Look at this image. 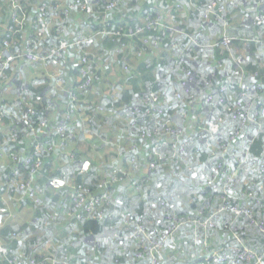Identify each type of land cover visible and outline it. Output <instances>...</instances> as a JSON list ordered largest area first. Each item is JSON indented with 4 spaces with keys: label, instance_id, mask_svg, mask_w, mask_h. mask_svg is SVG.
<instances>
[{
    "label": "trees",
    "instance_id": "trees-1",
    "mask_svg": "<svg viewBox=\"0 0 264 264\" xmlns=\"http://www.w3.org/2000/svg\"><path fill=\"white\" fill-rule=\"evenodd\" d=\"M80 1L85 8L75 5L68 16H61L38 47L51 52L54 47L101 32L89 39L85 52L98 77L92 79L91 88L85 92L77 90L78 67L84 54L76 48L62 51L49 60L47 66L39 62L13 61L6 70L5 86L9 91L0 90V109L19 101L34 110L30 116L33 124L43 118L49 122L35 134H29L24 124L10 117L0 123V148L6 149V156L2 158L6 167L4 170L0 167V264H15L12 254L19 255L23 262L41 264H148L151 257L139 246L138 235L143 233L158 240L170 229L167 217L175 224L181 218L188 223L168 235L162 250L153 252L159 264H229L219 262L212 252L225 254L223 248L239 245L233 237L234 230L224 228V224L230 222L244 248L256 255L264 253V234L243 214L237 216L229 210L222 211L212 219V228L192 224L211 218L221 207L223 186L229 188L225 197L229 207L240 205L253 217L264 221V172H260V166L264 165V47L258 43L264 41V15L255 7L259 0L246 3L221 0L219 5L223 10L217 17L208 14V18H205L207 6L218 0ZM19 2L27 7L31 16L24 24L26 34L30 35L35 29L31 20L39 18L36 10L41 0ZM237 4L244 26L232 33L229 11ZM89 6L93 8L94 21L89 14L84 15ZM0 9L5 16L9 6L0 5ZM186 9L189 12L182 20ZM256 17L260 18V23L256 24ZM79 21L92 25L85 30ZM203 30L210 37H217L216 40L206 41L200 36ZM224 33L235 38L231 44L232 55L219 45ZM187 36L194 38L198 45L191 43ZM16 39L22 48L24 34L19 33ZM186 45L190 51L184 50ZM236 47H243L248 61L233 56ZM62 66L68 92L52 88L47 76ZM115 67L121 75L110 76L106 69ZM241 70L246 78L258 74L261 92L248 98L240 96L242 91L237 84L242 79ZM186 73L192 78L191 83L187 82V89L191 93L194 89L193 98L200 102L197 105L178 84V76ZM224 83H228L230 89L219 96L218 88ZM107 88L111 91L104 94ZM175 91H180V100L175 99ZM150 92L158 98L157 111L143 116L149 107L144 104L143 96ZM211 92L216 100L204 104L203 99ZM49 105L54 108L46 110ZM134 108H138L139 113L132 114ZM244 110L258 113L257 124L240 125L242 117L236 115ZM10 111L13 117H21L20 109ZM198 114L204 119L194 121ZM218 118L224 120L214 139L219 143L213 142L211 148L216 154L208 157L204 140L209 135L203 130L198 132V124L205 128ZM132 120L135 126L130 124ZM164 122L184 134L183 161L175 164L171 160L156 161L157 168L150 170L145 164L147 150L141 145L144 141L137 126L151 132ZM62 123L67 125L65 130L72 137L59 148L57 130ZM236 128L238 132L230 141ZM12 129L16 131L15 136ZM199 134L203 139L199 140ZM90 143L97 148L87 146ZM42 144L56 148L51 152H38L43 161L40 170L32 176L36 203L19 189V184L30 175L25 159ZM221 145L226 153L218 150ZM110 147L114 161L109 163L107 155L99 157V154L111 150ZM138 147L141 148L137 150ZM160 153L167 158L172 150L162 148ZM12 155L18 157V162L9 160ZM135 156L143 161L136 172L130 166ZM122 158H126V165L120 163ZM86 160L90 162V169L81 173V165ZM220 163L222 168L215 179L217 186L213 188V174ZM114 167L131 173L121 182H113ZM14 171H18V175L13 177ZM53 178L64 179L69 188L51 189L48 182ZM228 179L232 180L228 182ZM103 181L110 183L105 186ZM131 181L138 182V191L132 190ZM70 186L85 187L93 196L105 195L106 203L89 216L76 219ZM246 193L257 196L247 197ZM15 197L20 208L13 206L16 209L12 210L7 202ZM24 209L30 214V220L20 225L14 223L19 211ZM127 221L140 226V232L135 230L137 226L127 230ZM43 249L46 252L41 254ZM138 254L143 258L137 257Z\"/></svg>",
    "mask_w": 264,
    "mask_h": 264
},
{
    "label": "built area",
    "instance_id": "built-area-1",
    "mask_svg": "<svg viewBox=\"0 0 264 264\" xmlns=\"http://www.w3.org/2000/svg\"><path fill=\"white\" fill-rule=\"evenodd\" d=\"M6 4L9 6V11L7 15H3V12L0 9V90L4 93H8L9 89L7 86H5V81L7 79L6 70L9 68L10 63L13 61L18 62H39L43 66H47L49 60L55 59L56 56L60 55V53L64 50H67L68 48H76L80 54H84L83 58L81 59V64H79L78 67V79H77V90L85 92L91 86H93L94 82L92 83V79L98 78L94 75L92 66L89 62V59L86 57V48L88 45V41L90 38H93L94 36L99 35L101 32H94L91 36L87 37L84 36L80 40H76L72 43L64 44L59 47H54V49L51 52H47L44 50H41L38 47V44L44 40L47 32H49V29L51 26L55 24V22H59L61 19V16H68L71 11H73L75 5H81L82 8H85L83 4H81L80 0H41V3L37 6V16L39 18L37 20H31L32 23L35 26V29L32 31L30 35L26 34V30L24 28V24L27 23L28 20L31 19V16L29 12L27 11V7L24 4H21L19 0H5ZM29 1V0H28ZM188 2H191L192 0H186ZM219 2L221 3V0H218V3L213 1L210 5L207 6L206 9V17L208 18V14H213L215 17L218 16V12H221L223 10V6L219 5ZM217 3V4H216ZM264 4V0H259L258 6ZM215 6H218L215 8ZM257 23H260V18L256 17L254 19ZM171 27H169L170 29ZM168 29V30H169ZM171 33H173V30H170ZM22 33L24 34L25 43H23V47L19 48L16 36ZM189 41L193 43L194 45L197 44V41L187 36ZM235 40L234 37H229L226 33H224L220 39L219 45L222 49L228 50L229 54L232 55L231 51V44ZM247 42V41H245ZM262 47H264V41L258 42ZM198 45V44H197ZM245 46H248V43H245ZM178 48V47H177ZM179 49V48H178ZM185 51H190L191 48L189 46L184 47ZM183 53V51H182ZM242 79L238 81L237 87L240 88L242 92H240V96L242 98L247 97L253 93L261 92V84L258 83L257 78L259 77L257 73H253L252 75H248V77L245 76L244 70H241ZM47 76L50 79V84L52 88H56L59 90L66 91L67 86V76L65 75L63 66L59 67L57 69V72L54 73H48ZM248 80V81H247ZM263 80V79H262ZM247 81V82H246ZM192 82L191 75L189 73H186L184 76H178V84L181 87L182 90H184L185 94H187L192 100L193 104L197 105L199 100L194 99V93L192 89V93L188 88V83ZM244 82L247 83L245 87L242 85ZM251 82V83H249ZM249 83V84H248ZM195 85V84H194ZM196 86V85H195ZM230 85L228 83L222 84L218 88V95L221 96L222 93L226 92ZM175 99L180 100V91H175L174 94ZM216 100L213 92L206 95L205 99H203L204 104L210 103L213 100ZM143 101L145 105H149V107L143 112V116H147L150 113V111L154 110L157 111V96L153 93H147L143 96ZM261 103V102H259ZM252 103H249V106ZM238 106V103L236 104ZM49 108L53 109L54 106L49 105L46 107V110ZM13 109H20L21 117H13L10 110ZM138 108H134L132 110V114L139 113ZM34 114V110H31V108H27L23 106V103L21 102H14L9 105V108H1L0 109V123L3 122V119L5 117H10L15 121L16 123L24 124L27 127L29 134H35L39 130H43L49 120L47 118H43L38 120L36 123L33 124L31 115ZM236 116H241V123L240 125H246L247 123H256L257 124V116L258 113L254 112L251 113L247 110L239 112ZM185 117V116H184ZM234 118V116H233ZM133 121V120H132ZM130 122L132 126H135V122ZM224 120L222 118H218L216 122L211 124L210 126L207 125V127L203 128V125L198 124V129L200 131H205L209 137L204 140V144L207 148V156L211 157L216 154L215 151L211 148L215 136L217 135L219 131V125L223 124ZM138 131L140 133L142 146H146L147 150V156L145 158V164L146 167L150 170H154L157 168L156 161H162V160H171L175 164L181 163L183 161L182 153L184 149L186 148V144L182 141L183 132L180 129L172 128L169 126L168 122H164L158 126L155 127L154 130L151 132L146 131L141 125L137 126ZM67 125L65 123H62L61 126L58 128L57 133L59 135L58 143L59 145L57 147H62L66 144L67 139L72 137V134L69 132H66ZM239 128L235 129V133L233 136L230 137V141L233 140L234 136L237 134ZM11 131V127L9 129ZM15 130L12 129V135L15 136ZM89 134V133H86ZM199 140L203 139L202 134H199ZM172 138V140H170ZM150 141V144L147 145L146 142ZM215 143H219L218 141ZM41 144V143H40ZM141 146V147H142ZM141 147H138L137 150H139ZM172 150V154L164 158L163 155L160 153V150L162 148H168ZM55 146H49L45 147L44 144L40 146L38 149L34 150L24 161V165L29 167L30 175L29 178L19 184V189L23 191L29 198L33 199L36 203H38V199H36V191L32 188V176L35 175L42 166V159L38 157L39 151H48L51 152ZM135 145L132 146V149H135ZM218 150L222 153H226L224 145L219 146ZM136 151V150H135ZM6 153L5 148H0V160H2L4 155ZM264 159V158H263ZM11 162H18V157L13 156L9 159ZM140 161L141 163H139ZM143 161L140 160L137 156L132 157L130 160V166L131 169L136 172L139 169V166H142ZM222 168V164L220 163L217 168L215 169V172L213 174L212 184L213 188L217 186L215 179L218 176V171ZM264 165L260 166V172L263 171ZM90 169V162L88 160L84 161L81 165V173H86ZM112 181L113 182H121L123 178L129 177L130 171L127 170H121L116 167L112 170ZM18 175V171H14L13 177ZM232 179H228V182H230ZM262 180V179H261ZM102 183V182H101ZM110 182L103 181V184L107 186ZM117 183V184H118ZM48 186L53 190H62L64 188H69V185L64 179L61 178H53L48 182ZM262 186L264 187V183L262 181ZM71 187V186H70ZM131 187L132 190H139L138 182L137 181H131ZM228 187L223 186L222 187V194L221 197V207H219L216 212L211 214V218L205 219L203 222L200 221H194L192 224H199L202 227H214L212 219L217 218L218 214L222 211H231L235 215L239 216L240 214H243L244 216H247L250 218V224L254 227H256L261 233L264 234V221L258 220L255 217L252 216L251 212L243 207L239 206H233L229 207L226 202V195L228 192ZM40 191V190H39ZM72 197H73V215L76 219H81L83 217L89 216L92 214L96 209H98L102 204L106 203L105 195L102 196H93L88 192V190L85 187L82 186H72L71 190ZM247 197H255L252 193H246ZM70 214V213H68ZM167 221L171 222L170 229L168 232L161 234L158 240H153L151 237H149L147 234L146 236L143 233H140L138 236H140L139 239V246L143 248V251L147 252L149 256L151 257L149 259L148 264H159L158 261H156L155 257L153 256L154 251H160L164 248V243L168 239V235L175 234V232L185 223H188L184 218H181L179 222L176 224L172 221L171 217L166 218ZM128 222V221H127ZM128 227L127 230H129V227L135 228L137 226V229H135L137 232H140L142 229L140 226L135 224L133 221H130L127 223ZM178 227V229H177ZM224 228L226 230H229L232 232V229L234 230V239L237 240L238 246L228 248L225 247L222 249V252L225 254L218 253L216 250H213L212 256L216 258L221 263H229V264H264V253L260 255H256L252 251L244 248L241 245V240L238 239L237 231L233 228L232 223H225ZM231 254V256H230ZM137 257L143 258L142 254H138ZM12 260L15 262V264H41L37 262H23L22 258L19 255L12 254Z\"/></svg>",
    "mask_w": 264,
    "mask_h": 264
},
{
    "label": "crops",
    "instance_id": "crops-1",
    "mask_svg": "<svg viewBox=\"0 0 264 264\" xmlns=\"http://www.w3.org/2000/svg\"><path fill=\"white\" fill-rule=\"evenodd\" d=\"M245 1V3L247 2V0H244ZM231 3V2H230ZM252 3V2H251ZM250 4V3H249ZM238 5L239 4H237V5H235V6H233V8L229 11V14H230V18H231V21H232V24H231V26H232V29H230V31L232 32V33H236V32H238L239 31V26L241 27V25L242 26H244L242 23H241V17H243V15H242V11H240L239 9H238ZM255 7L258 9V10H261V11H263V15H264V5H262V6H258V5H255ZM261 7V8H260ZM188 12H189V10L188 9H186V10H184L183 11V13H182V20H185V16L188 14ZM236 31V32H235ZM200 36H203L204 38H205V40L207 41V40H209V39H214L215 37H210L207 33H206V31L205 30H203L202 31V33L200 34ZM217 38V37H216ZM216 38L213 40V41H215L216 40ZM212 41V42H213ZM235 47V46H234ZM233 56L234 57H239L240 58V61H242V59H245V61H248L249 59H248V55H247V53L244 51V49H243V47L242 48H240V47H236V48H234V50H233ZM242 58H241V57ZM106 71H107V73H109V75L110 76H115V77H117V76H119V72H118V68L116 69V67H115V69H111V68H107L106 69ZM121 75V74H120ZM128 84V83H127ZM127 88L128 89H131V87L130 86H127ZM198 117V118H197ZM197 117H194V121H201V120H203L204 119V117H203V115L202 114H198L197 115ZM111 148V147H110ZM99 153V152H98ZM107 155V157H108V162L110 163V161H114V158H113V156H114V153H113V149L111 148V150L109 149V151H107V150H105L104 151V153H101V154H99V157L100 156H102V155ZM107 157H106V160H107ZM120 163L122 164V165H126V158H122V159H120ZM109 165V164H108ZM0 167L1 168H3V170H4V168L6 167V163H5V161H4V159H2V160H0ZM163 182V181H162ZM199 182V181H198ZM164 183V182H163ZM200 183V182H199ZM192 185V184H191ZM195 185H196V183H195ZM17 197H15L13 200H8V202H7V205L9 206V208H11L12 210H14V209H16V208H14L13 206H18L15 202V199H16ZM30 218H31V216H30V214L28 213V211L26 210V209H24L23 211H19V215H18V218H17V220L14 222V223H17L18 225H20V224H23V223H25V222H28L29 220H30ZM48 247H50L49 245H48ZM47 247V248H48ZM46 252V249H43V251H42V253L41 254H43V253H45ZM37 254H39V252H37Z\"/></svg>",
    "mask_w": 264,
    "mask_h": 264
},
{
    "label": "rangeland",
    "instance_id": "rangeland-1",
    "mask_svg": "<svg viewBox=\"0 0 264 264\" xmlns=\"http://www.w3.org/2000/svg\"><path fill=\"white\" fill-rule=\"evenodd\" d=\"M0 5H1V7H5L6 6V1L5 0H0ZM5 5V6H4ZM92 11H93V8L92 7H90L89 6V10L86 12V13H84V15H88L89 14V16H90V19H91V21L93 20V18L94 17H92L91 16V13H92ZM88 18V17H87ZM94 21V20H93ZM80 23V25H82L84 28H85V30H87V27L88 26H91L92 24L91 23H89V25L88 24H84L83 22H81V21H79ZM175 30H176V28H175ZM21 66V65H20ZM19 66V67H20ZM25 66V65H24ZM29 66V65H28ZM22 67V66H21ZM12 81V80H11ZM13 82L14 83H16V81H14L13 80ZM17 86V88H19V85L17 84L16 85ZM109 87V86H108ZM111 90H110V88H107V89H105V91H104V94H107V92H110ZM91 135V134H90ZM89 137H91V136H89ZM90 141H92V140H90ZM93 142V141H92ZM87 146H89L90 148H95L96 146H94L92 143H90V144H88ZM86 146V147H87ZM97 148V147H96ZM202 177V176H201ZM202 179V178H201ZM134 194H132L131 193V196H133ZM19 207V206H18ZM20 208V207H19ZM14 217H15V215H14ZM16 220H17V218H16ZM177 229H178V227H177ZM68 243V242H67Z\"/></svg>",
    "mask_w": 264,
    "mask_h": 264
}]
</instances>
